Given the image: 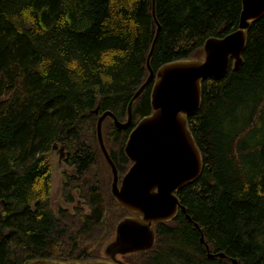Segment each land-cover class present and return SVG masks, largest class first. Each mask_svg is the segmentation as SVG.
Instances as JSON below:
<instances>
[{
    "label": "trees",
    "instance_id": "1",
    "mask_svg": "<svg viewBox=\"0 0 264 264\" xmlns=\"http://www.w3.org/2000/svg\"><path fill=\"white\" fill-rule=\"evenodd\" d=\"M240 8L241 0H155L161 31L152 68L199 54L207 37L237 27ZM154 32L151 0H0V264L89 258L92 249L78 247L79 239L97 241L125 214L83 178L73 182L87 212H54L48 152L64 141L81 172L99 162L96 117L109 109L125 119ZM241 57L222 78L202 81L201 105L187 123L203 167L176 192L191 220L179 211L157 224L154 246L140 252L143 264H264V14L247 29ZM150 89L133 102L127 128L103 120L121 174L129 164L125 140L151 111ZM193 221L210 250L226 257L207 256Z\"/></svg>",
    "mask_w": 264,
    "mask_h": 264
},
{
    "label": "water",
    "instance_id": "2",
    "mask_svg": "<svg viewBox=\"0 0 264 264\" xmlns=\"http://www.w3.org/2000/svg\"><path fill=\"white\" fill-rule=\"evenodd\" d=\"M151 13L155 32L145 56L147 74L127 102L125 119H118L107 109L97 115L95 123L96 141L113 172L111 193L126 214L111 224V232L103 238L105 242L102 239L98 243L95 256L80 260L35 258L21 264H132L126 260L130 255L154 246L157 223L168 222L179 211L191 219L176 192L199 176L203 163L187 117L201 105L202 81L220 79L229 67L237 68L241 63L247 29L264 14V0H241L235 29L223 36L207 37L199 54L167 61L157 69L150 64L161 31L155 0H151ZM149 83L151 111L136 122L125 140L123 152L129 164L118 180L104 142L103 120L108 116L115 128H127L132 120V104ZM94 112L98 113V107ZM193 225L200 231L199 240L207 256L224 257L222 251H210L198 222L193 221ZM232 260L237 263L236 258Z\"/></svg>",
    "mask_w": 264,
    "mask_h": 264
},
{
    "label": "flooded vegetation",
    "instance_id": "3",
    "mask_svg": "<svg viewBox=\"0 0 264 264\" xmlns=\"http://www.w3.org/2000/svg\"><path fill=\"white\" fill-rule=\"evenodd\" d=\"M59 143H61V144H59ZM51 151H52V153H57V155L55 156L56 157L55 164L51 163V156H50ZM48 155H49V159H50V163H49V180H50L49 204L53 208V211L57 212L60 208H64V209H67L68 213H72V214H76L79 209H82L83 211L87 212L88 205L86 203V198L82 195L84 193H82V191H80L79 187L76 184H74V182H73V181L77 182L78 180H81L83 172H81L79 166L74 161H71L69 159V156L67 153V142L53 141L50 145ZM105 163L107 165V167L105 165V172L102 170V167H101V170L99 167L102 179L100 178V180L98 182L100 184L102 190H104V194H105L106 186H104V188H105L104 189L101 184L105 185L104 179H106V177H107V180H109V183H110V184H107L108 191H110V193H111V181L113 179V172H112L111 166L107 162H105ZM115 166H116V164H115ZM116 169H117V174H118V180H120L123 173L121 174L119 172L117 166H116ZM56 181H57V183L55 184ZM56 186H58V191H59V195H58L59 200H60L59 203L54 202L53 192H54V187H56ZM111 197L114 198L112 193H111ZM114 200H115V198H114ZM157 224H159V223H157ZM91 252H92V250L90 251V253ZM90 256L92 257L95 255L90 254ZM125 263H127V262H125Z\"/></svg>",
    "mask_w": 264,
    "mask_h": 264
},
{
    "label": "rangeland",
    "instance_id": "4",
    "mask_svg": "<svg viewBox=\"0 0 264 264\" xmlns=\"http://www.w3.org/2000/svg\"><path fill=\"white\" fill-rule=\"evenodd\" d=\"M103 128H105V131L103 132L102 131V133H104V135L106 134V137H107V141L108 140H110L109 138V136H110V132H112L111 130H110V128L105 124L104 126H102V130H103ZM85 132H86V135H90V131H87V130H85V129H83L82 131H81V136H82V138L84 139V136H85ZM95 138H96V136H95ZM91 140H89V142H90ZM59 144H61V143H59ZM68 144V147H67V151L68 150H70V151H73V150H71L70 148H69V143H67ZM98 145V144H97ZM92 146H94V142H93V145ZM110 147H113L112 146V143L110 144ZM94 149H95V151H96V153H98L97 154V157H98V159H99V162L98 161H96V162H94L93 163V165H91L90 167V169L87 171V170H85L84 172H83V174H82V178L83 179H85L86 180V182H88V184L86 185V187H88V186H90V183H94V181H96V182H99V180H100V178H101V173H100V170H101V167H102V170L105 172V165H106V161H105V159H104V157H103V155H102V153H101V151H100V149H99V146H98V148L96 147V146H94ZM57 155V153H52V151H51V163H53V164H55V160H56V156ZM102 166H101V165ZM99 167H100V170H99ZM106 167H107V165H106ZM102 179V178H101ZM82 180V179H81ZM105 180V185L104 184H101L102 186H103V188H104V186H106V189H105V194H104V190H102V188H101V192H102V197H105L106 196V203L110 206H113V207H117V208H119L117 205L115 206V200H114V198L113 197H111V193H110V191H108V186H107V184H110L109 183V180H107V177H106V179H104ZM90 181V182H89ZM95 182V183H96ZM108 182V183H107ZM57 183V181L55 182V184ZM85 183V182H84ZM53 194H54V202L55 203H59L60 202V200H59V197H58V195H59V191H58V186H56V187H54V192H53ZM83 196H84V194H82ZM117 204V203H116ZM108 206V207H109ZM114 209V208H113ZM111 210H112V208H109L108 209V212H107V214L109 215V221H110V217H111ZM70 214H72V213H70ZM107 219V220H108ZM115 219L116 218H114V220H112V222H114L115 221ZM74 226V225H73ZM75 228V227H74ZM70 230H76V229H73V228H71ZM111 232V229L108 231V233L105 231L104 233L105 234H103V236L100 238V239H98L97 241H94V240H91V238H89V239H86V238H80L79 239V241H80V243H79V245H78V247H83V248H85L86 247V251L88 252V250L89 249H92V252L90 253L91 255H96V251L97 250H95V249H97V245H98V243L105 237L106 238V236L109 234ZM107 234V235H106ZM91 237V236H90ZM104 240V239H103ZM102 240V241H103ZM67 243H69L68 241H66ZM104 242H105V240H104ZM94 243V244H93ZM99 247V246H98ZM135 255H133V256H129L126 260L127 261H130L132 264H143V262H142V254L141 253H134Z\"/></svg>",
    "mask_w": 264,
    "mask_h": 264
},
{
    "label": "bare ground",
    "instance_id": "5",
    "mask_svg": "<svg viewBox=\"0 0 264 264\" xmlns=\"http://www.w3.org/2000/svg\"><path fill=\"white\" fill-rule=\"evenodd\" d=\"M188 220H191V219H188ZM200 226V225H199ZM196 228V227H195ZM200 229H201V227H200ZM202 230V229H201ZM211 251V250H210ZM212 252V251H211ZM214 253H216V252H214ZM213 256H218V255H216V254H214ZM213 256H211V257H213ZM211 257H209V258H211ZM224 257H226V254H225V256Z\"/></svg>",
    "mask_w": 264,
    "mask_h": 264
}]
</instances>
